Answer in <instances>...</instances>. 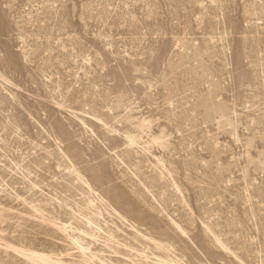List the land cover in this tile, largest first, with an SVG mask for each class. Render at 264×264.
<instances>
[{"label":"rangeland","instance_id":"1","mask_svg":"<svg viewBox=\"0 0 264 264\" xmlns=\"http://www.w3.org/2000/svg\"><path fill=\"white\" fill-rule=\"evenodd\" d=\"M0 264H264V0H0Z\"/></svg>","mask_w":264,"mask_h":264}]
</instances>
